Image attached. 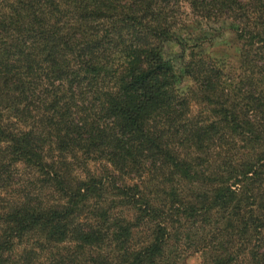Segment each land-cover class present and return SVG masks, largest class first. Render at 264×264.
<instances>
[{
  "label": "trees",
  "instance_id": "1",
  "mask_svg": "<svg viewBox=\"0 0 264 264\" xmlns=\"http://www.w3.org/2000/svg\"><path fill=\"white\" fill-rule=\"evenodd\" d=\"M193 253L264 264V0H0V264Z\"/></svg>",
  "mask_w": 264,
  "mask_h": 264
},
{
  "label": "rangeland",
  "instance_id": "2",
  "mask_svg": "<svg viewBox=\"0 0 264 264\" xmlns=\"http://www.w3.org/2000/svg\"><path fill=\"white\" fill-rule=\"evenodd\" d=\"M211 29L217 28L215 24H210ZM211 31V30H210ZM213 34V33H211ZM218 37V35L216 36ZM214 40L213 37L211 38L210 46L206 49L208 52H211L212 54H216L217 56L224 54L223 56H229L234 52V47L229 46V43H226L227 38L229 37L228 32L226 31L224 33L223 38H216ZM225 40V41H224ZM213 42V43H212ZM171 49H174L175 47H170ZM231 58V57H230ZM203 261V256L200 253H193L186 258H184L183 262L184 264H201Z\"/></svg>",
  "mask_w": 264,
  "mask_h": 264
}]
</instances>
